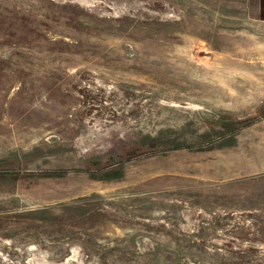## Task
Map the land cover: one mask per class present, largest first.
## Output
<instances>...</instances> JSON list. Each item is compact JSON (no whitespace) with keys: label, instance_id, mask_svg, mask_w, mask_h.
Returning <instances> with one entry per match:
<instances>
[{"label":"rangeland","instance_id":"1","mask_svg":"<svg viewBox=\"0 0 264 264\" xmlns=\"http://www.w3.org/2000/svg\"><path fill=\"white\" fill-rule=\"evenodd\" d=\"M0 264H264V0H0Z\"/></svg>","mask_w":264,"mask_h":264}]
</instances>
